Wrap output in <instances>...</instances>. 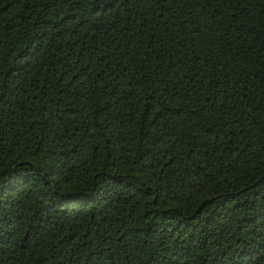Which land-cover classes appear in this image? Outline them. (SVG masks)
Masks as SVG:
<instances>
[{
    "label": "trees",
    "instance_id": "16d2710c",
    "mask_svg": "<svg viewBox=\"0 0 264 264\" xmlns=\"http://www.w3.org/2000/svg\"><path fill=\"white\" fill-rule=\"evenodd\" d=\"M0 264H264V0H0Z\"/></svg>",
    "mask_w": 264,
    "mask_h": 264
}]
</instances>
